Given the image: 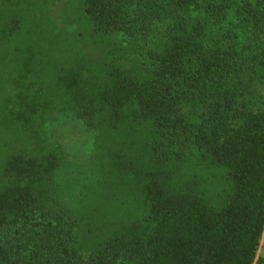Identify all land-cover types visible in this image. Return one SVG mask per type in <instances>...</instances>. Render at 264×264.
<instances>
[{"label":"trees","instance_id":"trees-1","mask_svg":"<svg viewBox=\"0 0 264 264\" xmlns=\"http://www.w3.org/2000/svg\"><path fill=\"white\" fill-rule=\"evenodd\" d=\"M78 1L58 26L0 0V264H264V0ZM70 15L124 40L92 60ZM60 116L96 134L87 169Z\"/></svg>","mask_w":264,"mask_h":264},{"label":"rangeland","instance_id":"rangeland-1","mask_svg":"<svg viewBox=\"0 0 264 264\" xmlns=\"http://www.w3.org/2000/svg\"><path fill=\"white\" fill-rule=\"evenodd\" d=\"M68 5H79L78 0H56L55 6L53 7V17L58 26H62L65 24L66 21V13L64 11V7ZM21 9H27L29 5L27 3H22L20 5ZM70 23H66V27L69 32L71 33H81L80 37L83 40L84 46L86 51L88 52L89 56L92 60H96L97 55L101 54V52L108 46L115 44L117 41H122L124 38L122 36H93L88 31H86L85 26L77 20L73 15L68 16ZM47 23V20L45 21ZM61 43L66 42L64 38H61ZM68 43V42H67ZM59 45H55L50 48H44L42 52V59L44 67L39 69L38 74V81L43 84H50L53 79V72L50 66L52 64H57L61 62L67 52H64L63 49L58 48ZM54 49V50H53ZM41 52V50H39ZM1 54V53H0ZM69 56V55H68ZM17 71V69H16ZM9 82V74L8 71H5L4 66L0 65V100L4 97L5 93L8 90ZM45 134L51 141L54 143L55 146L59 147L61 150L65 151L67 155L72 156L77 163H81V168H88L87 164L90 163L91 157L96 158V146H97V139L96 134L88 129L83 121L78 120L73 116H60V118L55 122H48L45 125ZM1 137V131H0ZM2 149L0 148V156L2 155ZM94 161V160H93ZM79 169V168H78ZM79 175H83L84 172L80 169L78 170ZM97 174L94 173L92 175L91 186L88 190H86V194L92 192V189L97 191L98 189V179H95L94 176ZM96 181V186L94 185ZM63 187L66 186V183L62 185ZM94 187V188H93ZM79 191H84V189L79 188ZM128 206L126 207H112L103 209L102 215L106 216V211H112L113 213H120L128 210ZM264 244V238L262 240V245ZM262 252V248L259 254Z\"/></svg>","mask_w":264,"mask_h":264}]
</instances>
